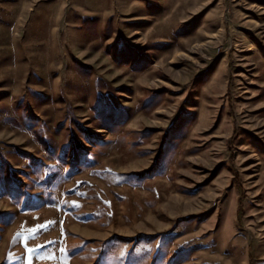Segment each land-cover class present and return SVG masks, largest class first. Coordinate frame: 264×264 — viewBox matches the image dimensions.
Wrapping results in <instances>:
<instances>
[{
    "label": "rangeland",
    "instance_id": "obj_1",
    "mask_svg": "<svg viewBox=\"0 0 264 264\" xmlns=\"http://www.w3.org/2000/svg\"><path fill=\"white\" fill-rule=\"evenodd\" d=\"M29 259L264 264V0H0V264Z\"/></svg>",
    "mask_w": 264,
    "mask_h": 264
},
{
    "label": "snow or ice",
    "instance_id": "obj_2",
    "mask_svg": "<svg viewBox=\"0 0 264 264\" xmlns=\"http://www.w3.org/2000/svg\"><path fill=\"white\" fill-rule=\"evenodd\" d=\"M51 223H55V222H51ZM41 227H46V225L41 226ZM28 231L31 232V233H33V234H35V232L37 231V229H29ZM17 235L19 236V235H21V234L18 233ZM28 251H29V252H32L33 249H28ZM29 264H31V260H30V259H29Z\"/></svg>",
    "mask_w": 264,
    "mask_h": 264
}]
</instances>
